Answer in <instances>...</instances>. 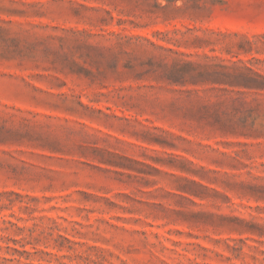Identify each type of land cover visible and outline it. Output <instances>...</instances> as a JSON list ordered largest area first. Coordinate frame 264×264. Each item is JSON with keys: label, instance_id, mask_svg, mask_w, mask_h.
<instances>
[{"label": "rangeland", "instance_id": "374dc122", "mask_svg": "<svg viewBox=\"0 0 264 264\" xmlns=\"http://www.w3.org/2000/svg\"><path fill=\"white\" fill-rule=\"evenodd\" d=\"M264 0H0V264H264Z\"/></svg>", "mask_w": 264, "mask_h": 264}, {"label": "trees", "instance_id": "16d2710c", "mask_svg": "<svg viewBox=\"0 0 264 264\" xmlns=\"http://www.w3.org/2000/svg\"><path fill=\"white\" fill-rule=\"evenodd\" d=\"M232 77L236 85L255 89L264 88V77L253 73L251 70L244 69V71L234 74Z\"/></svg>", "mask_w": 264, "mask_h": 264}]
</instances>
